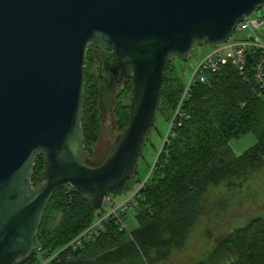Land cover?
Returning a JSON list of instances; mask_svg holds the SVG:
<instances>
[{"label": "water", "instance_id": "95a60500", "mask_svg": "<svg viewBox=\"0 0 264 264\" xmlns=\"http://www.w3.org/2000/svg\"><path fill=\"white\" fill-rule=\"evenodd\" d=\"M264 0H0V264L31 259L62 187L98 210L133 175L168 60L224 44ZM97 45L101 101L131 79L129 122L101 161L85 146L86 53ZM246 61L250 56L246 55ZM106 88L107 90H105ZM38 157L42 177L32 178Z\"/></svg>", "mask_w": 264, "mask_h": 264}, {"label": "trees", "instance_id": "16d2710c", "mask_svg": "<svg viewBox=\"0 0 264 264\" xmlns=\"http://www.w3.org/2000/svg\"><path fill=\"white\" fill-rule=\"evenodd\" d=\"M94 47L95 54L90 49ZM87 53L82 127L91 157L98 141L101 109L112 111L118 135L127 128L132 85L130 78L123 79L115 96L117 84L106 110L101 101L100 67L101 60L109 61L110 55L97 45H89ZM94 60L98 61L96 73L89 67ZM172 60H168L164 70L155 113L168 118V122L183 87ZM125 98L127 102L123 103ZM181 112V126L157 155L133 208L136 228L119 229L108 218L98 236L82 242L76 249L59 253L106 212L104 204L95 210L65 186L48 202L36 237L35 253L28 261L17 264H43L47 259L50 260L44 264H162L172 251L181 249L202 211L206 189L264 166V96L258 95L249 67L239 73L227 65L209 75L206 82L194 85ZM247 134L254 136L255 143L235 155L229 142ZM147 135L148 132L142 147L148 141ZM43 165V157H38L33 170L34 185L42 177ZM136 173L135 166L122 192H130L141 182L135 178ZM223 260L230 264H264L263 218H255L218 238L206 259L197 264Z\"/></svg>", "mask_w": 264, "mask_h": 264}, {"label": "rangeland", "instance_id": "374dc122", "mask_svg": "<svg viewBox=\"0 0 264 264\" xmlns=\"http://www.w3.org/2000/svg\"><path fill=\"white\" fill-rule=\"evenodd\" d=\"M253 17L264 21V6L259 7L254 12ZM256 35L264 46V26L256 32ZM247 36V32H236L232 38L243 39ZM90 49L93 54L97 52L95 47ZM208 50L209 48L205 44L195 46L186 61L172 60V66L182 82L192 74L196 65ZM87 60L88 58L86 57ZM89 67L96 73L98 61L94 60L92 66ZM121 85L119 84L116 87L115 96L120 91ZM104 89L107 90L106 88ZM124 102H127L126 98L123 100ZM115 103L116 99H114L113 106ZM100 117L98 141L93 146L90 157V161L93 163L101 161L107 148L118 136L112 111L103 112L101 109ZM168 124V118L158 114L155 116L153 124L148 131V141L142 147L141 155L137 160L135 178L142 181L147 175L149 167L153 165L162 139L166 134ZM254 143V136L247 134L240 139L230 141L229 146L235 155H240ZM126 194L122 192L112 196V204L117 205ZM202 197V211L194 227L189 231L184 246L179 250L172 251L168 260L162 264H197L202 262L214 248L218 238L232 232L234 229L244 227L255 218L264 219V166L256 170H250L244 175L240 174L236 178L220 183L218 186H209ZM124 222L128 231L137 227L133 209L126 212ZM212 264L230 263L223 260Z\"/></svg>", "mask_w": 264, "mask_h": 264}, {"label": "built area", "instance_id": "2783aa9c", "mask_svg": "<svg viewBox=\"0 0 264 264\" xmlns=\"http://www.w3.org/2000/svg\"><path fill=\"white\" fill-rule=\"evenodd\" d=\"M253 14L235 26L232 36L224 44L209 49L200 59L192 74L184 80L176 108L169 121L166 134L162 139L154 163L156 162L157 155L162 152L163 147L174 136L175 129L181 126L183 118L181 107L191 97L194 85L206 82L209 75L218 72L227 65L233 66L239 73H244L247 67H249L258 95L264 96V46L256 35V32L264 26V21L259 18H254ZM236 32H247L248 36L243 39H233L232 37ZM246 55L250 56L249 62L246 61ZM154 163L145 178L133 190L128 192L117 205L112 204L110 196L105 197L102 201V204L106 207L104 215L62 248L59 253L66 249H76L82 242L98 236L103 226L107 223L108 218L113 219L119 226V229H127V225L124 222L125 214L136 206L140 191L144 189ZM39 251H41V248H39ZM49 260L47 259L44 263Z\"/></svg>", "mask_w": 264, "mask_h": 264}]
</instances>
